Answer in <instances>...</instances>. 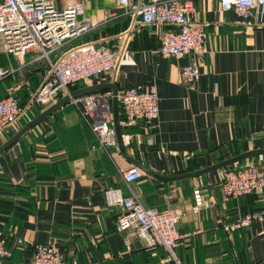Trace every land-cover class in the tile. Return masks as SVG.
I'll list each match as a JSON object with an SVG mask.
<instances>
[{
    "label": "crops",
    "instance_id": "0c3cea01",
    "mask_svg": "<svg viewBox=\"0 0 264 264\" xmlns=\"http://www.w3.org/2000/svg\"><path fill=\"white\" fill-rule=\"evenodd\" d=\"M56 3H81L83 15L94 24L75 43L124 49L112 73L79 82L71 91L99 83H114L118 91L130 86L157 89L156 119L120 121L129 156L160 175L174 176L218 162L220 156L264 148V5L242 17L233 8L221 9L218 0H194L190 16L206 22L204 50L199 56L175 58L159 51L165 26L142 22L118 0ZM31 57L7 53L0 36V65L10 69L0 80V98L16 87L29 103L47 73L45 62ZM188 62L199 64L197 82L180 79ZM55 102L30 103L19 120L30 121ZM19 123L0 133V145L19 130ZM261 160L264 156L256 163ZM127 163L118 142L107 151L97 146L71 102L31 127L0 153V233L9 251L0 264H28L35 246L49 241L60 246L63 264H169L162 247L149 246L133 227H117L124 209L106 204L108 188L121 189L123 196H134L145 207L183 209L178 231H197L178 240L175 250L186 264H264L263 222L228 229L238 216L264 207V190L225 196L222 168L172 181L141 170L137 181L127 183L122 178ZM196 188L205 205L193 213Z\"/></svg>",
    "mask_w": 264,
    "mask_h": 264
},
{
    "label": "built area",
    "instance_id": "2783aa9c",
    "mask_svg": "<svg viewBox=\"0 0 264 264\" xmlns=\"http://www.w3.org/2000/svg\"><path fill=\"white\" fill-rule=\"evenodd\" d=\"M221 9L233 8L246 17L255 8L264 5V0H218ZM126 12L131 10L147 24L164 25L159 51L163 56L179 58L192 53L199 56L204 50L206 22L190 16L194 0H144L130 4L118 0ZM81 3L58 6L56 0H0V36L7 53L24 58L32 54V61H44L46 77L34 90L29 103L21 104L16 96V87H9L0 98V133L8 130L25 115L30 103L40 106L55 102L59 95L69 94L76 83L112 73L117 58L124 52L113 51L107 44L98 46L74 43L93 27L83 15ZM10 69L0 65V80L6 78ZM201 70L197 62L185 63L180 69V79L194 83L200 79ZM111 92H92L72 97L95 136L97 146L107 151L117 145L112 121ZM126 122L154 120L158 117V93L154 85L141 89L126 87L117 94ZM141 169L128 162L122 178L130 183L141 177ZM221 190L227 197L237 198L244 194L264 190V163L248 162L224 170ZM107 205H120L124 213L118 220L121 230L135 228L138 237L151 247H162L169 264H186L177 254L178 240L190 237L197 231L180 233L176 227L185 216L180 208L166 207L159 210L145 207L134 196L125 197L119 188L104 191ZM205 205L200 189L193 190L191 211L197 213ZM254 221L264 223V207L238 216L228 225L229 230L249 226ZM9 254L5 238L0 233V259ZM28 264H63V252L55 241L35 246Z\"/></svg>",
    "mask_w": 264,
    "mask_h": 264
},
{
    "label": "water",
    "instance_id": "95a60500",
    "mask_svg": "<svg viewBox=\"0 0 264 264\" xmlns=\"http://www.w3.org/2000/svg\"><path fill=\"white\" fill-rule=\"evenodd\" d=\"M99 44H94V46H98ZM110 90L111 92V108H112V121H113V126L115 128L116 132V139L120 148L121 153L125 156V158L128 160V162L138 166L143 172L155 177L156 179L163 180V181H172L176 180L179 178H190V177H195L199 176L202 174H206L210 171L221 169L224 167H227L229 165L235 164L239 161H242L244 159L253 157V156H264V148H256V149H251L247 151L240 152L238 154H235L233 156L227 157L223 160H220L218 162H215L210 165H206L205 167H202L200 169H197L196 171L189 172V173H184L181 175H174V176H164L160 175L145 165L141 164L138 162L136 159L132 158L129 156L124 148L123 145V139H122V134H121V127H120V119H119V102L117 98L118 94V89L114 83H99V84H94L91 86H86L80 89L72 90L69 92V94L63 95L62 98H60L58 101L44 109L41 113H39L36 117L28 121L24 126H22L16 133H14L9 139H7L3 144L0 145V153L10 147L13 143H15L24 133H26L31 127L36 125L39 121H41L43 118H45L48 114H50L52 111L60 107L66 102H70V99L72 97L78 96V95H83L87 93H92V92H98L100 90ZM261 164L264 163V160L260 161ZM178 224L176 225V227Z\"/></svg>",
    "mask_w": 264,
    "mask_h": 264
},
{
    "label": "trees",
    "instance_id": "16d2710c",
    "mask_svg": "<svg viewBox=\"0 0 264 264\" xmlns=\"http://www.w3.org/2000/svg\"><path fill=\"white\" fill-rule=\"evenodd\" d=\"M75 43V42H74ZM77 43V42H76ZM77 84V83H76ZM76 84H74V85H72V86H75ZM103 91H106V90H100V91H98V92H103ZM97 92V93H98ZM16 96L18 97V99L20 100V103L21 104H26V101L27 100H24V99H22L21 98V96H20V94H19V92H16ZM40 113V110H38L36 113H35V115H38ZM27 119V118H26ZM119 119H120V121L121 122H126V120H125V117H124V115H123V112H122V110H121V108H119ZM20 122V123H19ZM28 122V119L27 120H22V122H21V120H18L17 121V123H19L18 124V129H20L22 126H24L26 123ZM14 133H11V134H9V136L11 137L12 135H13ZM219 159V161L220 160H223L225 157H223V156H220V157H218ZM252 158H256L255 160L257 161V159L259 158V156H253ZM244 160H242V161H239L240 163L241 162H243ZM231 167V166H230ZM229 168V167H228ZM4 237V236H3ZM5 238V237H4ZM5 241H6V239H5ZM6 247H7V241H6ZM2 259H5V258H2Z\"/></svg>",
    "mask_w": 264,
    "mask_h": 264
},
{
    "label": "rangeland",
    "instance_id": "374dc122",
    "mask_svg": "<svg viewBox=\"0 0 264 264\" xmlns=\"http://www.w3.org/2000/svg\"><path fill=\"white\" fill-rule=\"evenodd\" d=\"M259 157H261V156H259ZM253 159H256V158H247V160H245L246 162L248 161V162H254V163H256V160H253ZM244 162V161H243ZM243 162H237V163H235V164H232V165H229V166H227V167H224V168H222V169H224V170H226L228 167L230 168V166L231 167H234V166H239V165H242V163Z\"/></svg>",
    "mask_w": 264,
    "mask_h": 264
}]
</instances>
